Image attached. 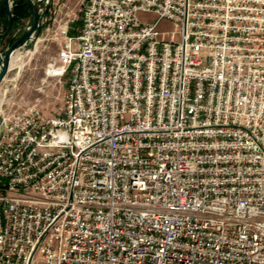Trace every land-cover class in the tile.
<instances>
[{"label":"built area","instance_id":"built-area-1","mask_svg":"<svg viewBox=\"0 0 264 264\" xmlns=\"http://www.w3.org/2000/svg\"><path fill=\"white\" fill-rule=\"evenodd\" d=\"M79 12L60 111L0 101V264H264V0Z\"/></svg>","mask_w":264,"mask_h":264},{"label":"rangeland","instance_id":"rangeland-1","mask_svg":"<svg viewBox=\"0 0 264 264\" xmlns=\"http://www.w3.org/2000/svg\"><path fill=\"white\" fill-rule=\"evenodd\" d=\"M51 4L50 12H56L57 15L49 22L48 30L45 28L40 32L39 39L33 47L28 50L21 48L14 53L13 66H10L0 82L2 110H6L9 106L14 108L18 102H33L36 98H39L38 104L44 113L56 114L60 111L65 84L63 81L58 82L51 77H47L44 68L50 58L55 56L58 51L57 43L51 39L52 30L58 24H64L65 21L73 17L75 22L73 24L69 23V26L77 27L80 25V0H52ZM46 16L49 17V12ZM27 20L28 17L21 21L19 25L21 28L20 33ZM166 25L165 22L161 24L162 27ZM5 40L6 38L2 42L1 52L8 46ZM15 63L16 65H14Z\"/></svg>","mask_w":264,"mask_h":264},{"label":"water","instance_id":"water-1","mask_svg":"<svg viewBox=\"0 0 264 264\" xmlns=\"http://www.w3.org/2000/svg\"><path fill=\"white\" fill-rule=\"evenodd\" d=\"M10 0H1L0 5L5 10V16L7 18V25L5 29L0 33V49L2 42L8 36L13 24V11L15 5L9 3ZM52 0H24L23 5L28 12V20L25 27L17 38L8 44V46L0 51V82L6 75L8 69H10L11 60L15 52L24 48L26 50L33 47L38 39V35L44 30L49 22L52 20L53 13L50 12ZM49 12V17L47 13ZM3 125H0V134L2 133Z\"/></svg>","mask_w":264,"mask_h":264},{"label":"trees","instance_id":"trees-1","mask_svg":"<svg viewBox=\"0 0 264 264\" xmlns=\"http://www.w3.org/2000/svg\"><path fill=\"white\" fill-rule=\"evenodd\" d=\"M23 1L24 0H17L15 3V7H14V11H13L12 28H11L9 35L6 37V40H5L8 44L13 42L16 39V37L20 34L21 28L19 25H20L21 21L24 18L28 17V15H29L28 12L25 10V7L23 5ZM0 21H2V23H3L2 25H3V30H4L6 25H7V18L5 16V10H4L2 5H0Z\"/></svg>","mask_w":264,"mask_h":264},{"label":"bare ground","instance_id":"bare-ground-1","mask_svg":"<svg viewBox=\"0 0 264 264\" xmlns=\"http://www.w3.org/2000/svg\"><path fill=\"white\" fill-rule=\"evenodd\" d=\"M32 52H34V51H32ZM19 54V53H18ZM14 59H15V57H12V60H11V65H12V63L14 62ZM18 59H19V56H18ZM20 60V59H19ZM16 61V60H15ZM17 62V61H16ZM10 65V66H11ZM14 65H16V63L14 64ZM23 65V64H22ZM13 66V65H12ZM19 67V66H18ZM21 67V66H20Z\"/></svg>","mask_w":264,"mask_h":264},{"label":"crops","instance_id":"crops-1","mask_svg":"<svg viewBox=\"0 0 264 264\" xmlns=\"http://www.w3.org/2000/svg\"><path fill=\"white\" fill-rule=\"evenodd\" d=\"M2 21H0V32L2 31Z\"/></svg>","mask_w":264,"mask_h":264}]
</instances>
